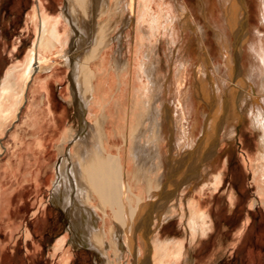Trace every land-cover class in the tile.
Masks as SVG:
<instances>
[{
  "label": "bare ground",
  "instance_id": "6f19581e",
  "mask_svg": "<svg viewBox=\"0 0 264 264\" xmlns=\"http://www.w3.org/2000/svg\"><path fill=\"white\" fill-rule=\"evenodd\" d=\"M161 1L164 0H141L138 3L137 0H114L112 4V0H71L74 8L71 7L70 9L75 20L72 19L68 11L62 12V14L60 12L57 16L44 15L43 19L41 18L39 32L28 53L25 66L12 67L5 77L3 88L0 89L1 131L7 117L15 112L14 107L17 106L16 110H18L19 105H22L25 90L28 88L27 84L31 77L43 65H46L48 69L51 68L52 65L48 64L49 54L56 52L58 57L64 60V64L69 66L72 56H65L64 53L69 45V38H72L69 37L71 35L68 30L69 27L65 26L63 28L65 33H61L64 24L62 16L65 17L66 15V17L69 16V25L73 28V32H77L78 38L80 37V43L84 41L81 47L78 43L79 49L76 55L78 60L75 59L76 67H74L76 68V84L80 97L88 103L97 88L95 84L97 74L92 69L91 62L98 58L104 48L112 44L113 40L118 41L121 39V33L114 39L112 37L113 32H116L121 25V31L129 26L134 21V16H136V5H140L141 15L138 22L140 24H137L144 35L143 44L140 42L141 50H138L143 53V58L138 64L134 61L130 63V49H125L124 52L122 48H118L114 51L116 54L114 53L112 56L113 62L111 64L118 78V93L116 94L121 95V97L126 96L127 92L129 93L125 79L126 74L142 82L143 88L139 103L132 105L129 111L125 110L124 124H121L119 128L114 126L115 132L113 134L109 131L112 119L106 110L107 108H105L103 113L95 117L91 123L87 122L84 132L80 135L81 137L75 139L80 127L78 128L76 125L68 127L67 125V128L63 130L57 140L59 152H63L69 142H71L73 148L70 158L67 156L66 158L73 167L72 174L73 179L76 181L74 185L77 190L75 196H78L79 201L82 203L79 208L74 204L76 209L72 212L78 222L76 232L78 231L81 234V238L86 240V243L94 246L99 251L103 250L104 252V248L108 249L109 244L116 251L118 250L116 255L122 257L124 251L120 253L121 248H119L118 237V232H120L125 238L129 254L131 253L134 256L133 264H153L158 258L163 259L166 252L170 258L172 256L177 258L180 254L184 255L181 246L175 245L174 248L172 247V243L176 242L177 244L179 242L176 239H166L162 242L160 237L157 236L152 237L151 241L154 232V229H151L153 219L159 221L168 219L174 216L176 210L180 207V203L173 202V199L166 202V204L164 202L159 204L160 197L164 189L168 188L170 182L172 183V180L177 182L178 187L182 185L179 190L177 189L178 195L179 192L182 194L189 184L194 185V182H190L191 180H199L201 167L216 153L218 137L221 136L222 132L228 129L232 130L228 119L232 115L231 107L237 101H240L242 112L245 111L252 128L259 134V149L256 155L258 162L257 176H255V179L259 184L261 183L259 185L261 200L258 201L264 204V34L259 33L264 29V0H252L259 20V25L253 28L248 24V9L250 7L246 6V0H218L219 7L215 5L214 0H197L196 5L170 0L167 7L161 6L163 3ZM121 5H123L122 10L120 9ZM119 12H121L120 17L117 16L116 20H111ZM103 14L108 15V19L98 20ZM198 19L203 20L202 24ZM206 24L216 34L215 38L220 49L214 51L213 48L203 46L202 53L194 57L195 40L197 38L200 40L201 37L203 40ZM164 30L168 32L167 35H164L166 39L162 36ZM90 33L91 35H89ZM162 45L164 56L161 54ZM176 61H179V65L183 69L186 70L190 67L192 72L194 70L197 72L196 79H194L196 81L193 84L195 89L201 87V80L205 79V72L209 76L207 80L214 85V89H217V85L212 82L216 64H218L216 66L218 68L223 67L225 70L224 76L227 79L224 97L222 98L220 92L216 90L208 107L209 117L207 119L216 118L213 124L214 129L211 132L207 131L201 139H197V144L192 151L185 150L177 158L166 156L164 149H162L164 147L162 146L164 142L163 135L168 134L172 140V149L176 148L178 150L181 146L188 147L191 144L187 135L190 132L193 134L198 132L202 124L199 109L194 110L192 121L187 125L188 118L186 115L169 113L166 108L165 96L167 97V93L171 91V88L167 85L172 80ZM235 64H237V73L234 79L232 68L234 69ZM164 65L170 70V72L167 70L169 73H163ZM178 70V74H180L182 69L178 68ZM186 72L188 73V71ZM185 75L187 74L185 73ZM184 82H188L187 76H184L183 79L179 78L178 83H176L177 92H180L179 89L183 88ZM45 85V82L37 81L33 86L31 99L24 116L25 123L39 125L37 116L41 109L39 110L36 107V104L38 105L37 94L46 89ZM172 85L174 84L172 83ZM230 90L233 92L229 93ZM13 93L16 94L15 102L8 104L7 100L13 97L11 95ZM192 95V98L188 101L189 103H195L193 101L195 93H192ZM63 100L68 105L73 103L70 97L63 96ZM181 104L176 105L177 109H180ZM105 106H107L106 103ZM217 112L221 114L218 115ZM164 114L168 118L166 121L167 128L165 129L161 121ZM243 118L245 120L244 115ZM178 123H180V128ZM123 128L125 129L122 137L124 144L121 146L115 143V138L123 131ZM177 130L180 132L176 137ZM34 151L37 150L32 149V154L35 155ZM20 155L15 157L12 154L11 159L3 166V172L1 173L4 176H10V178L17 176L18 163H21ZM34 159L37 160L38 157L34 156ZM60 160L61 162L58 161L60 165L57 167L61 178L57 183L55 193H57V196L59 192L62 193V198L58 199L57 196L55 198L63 206H66L69 202L68 197L72 187L69 185L71 183L68 182V179L63 176L66 173L64 169L68 163L62 159ZM211 164L208 163L206 166L208 167ZM69 171L71 172V170ZM210 174L209 168L207 177L211 183L216 184L221 181L220 175L215 174L213 176ZM3 195V189L0 188V198ZM89 199L96 204L93 205L94 207L90 206ZM96 208L99 209L98 213ZM94 217L99 220H94ZM208 218L209 213L198 205L197 210L191 214L188 225V229L192 230L193 236L206 233L207 229L211 228ZM83 222L85 229L79 228V223ZM114 234H116L115 237H113ZM138 235L141 237L142 245L137 243ZM65 240L66 238H62L58 241L57 248L63 247L66 243ZM171 248L173 251L169 253L168 250ZM160 261L163 264H170V261Z\"/></svg>",
  "mask_w": 264,
  "mask_h": 264
},
{
  "label": "rangeland",
  "instance_id": "374dc122",
  "mask_svg": "<svg viewBox=\"0 0 264 264\" xmlns=\"http://www.w3.org/2000/svg\"><path fill=\"white\" fill-rule=\"evenodd\" d=\"M140 1L141 0H137V3ZM164 1H161L163 2L161 6L164 5V7H167L170 0ZM196 1L197 0H178L177 2H186L188 4L196 5ZM214 1L215 5L219 7L218 0ZM113 2L114 0H112L111 3L113 4ZM252 3V0H246V6H248V8L250 7L248 9V24L253 28L254 26L259 25V20L257 19V10ZM137 6L138 5H136L137 17L134 16V21H132V23L124 30L121 31V25L116 32H113L112 37L114 39L120 33L122 35L121 39L118 41L113 40L112 44L104 48L99 57L91 62V67L97 74V82L95 83L97 88L94 90L92 98L88 103L81 99L76 84L77 76L75 75V59L78 60V56L76 55L79 49L78 43H80V37L78 38L77 32H73V28L69 25V16L66 17L65 15L66 18L62 16L64 24L62 25L61 33H65L63 32L65 26H67V28L69 27L68 30L71 34L69 37L72 38H69V45L64 52L66 54L65 56H72V60L70 59L69 61V66L64 64V60L58 57L56 52V54H49L51 60L49 59L48 64L52 65L51 68L48 69L46 65H43V67L31 77L27 84L28 88L25 90V102L23 101L22 105H19L18 110H16L17 106L14 107L15 112L7 117V121L4 123V126L0 131V188H2L4 192L3 197L0 198V264L134 263V256L131 253L129 254L125 238L120 232H118L119 248H121L120 253L121 251H124V256L122 257L120 255L117 256L116 252L118 250L116 251L114 247H111L109 244L108 249L104 248L103 252V250L99 251L94 246L86 243L87 241L80 237L81 234H79L78 231L75 232V228L74 232L76 234L68 232L67 228H69L70 222L66 218L67 213L60 209L62 211L61 213L57 210V206H55V210L50 215L49 219V215L47 216L45 209L39 211L38 215L32 217L33 208L39 207L38 209H42L43 206L45 208L46 205H42L41 202H43L46 196H49L50 194L48 190L51 186V179L53 177L51 164L54 162L58 150L56 145H53V142L47 151L52 152L46 157L49 159V163L46 164L42 170V172L44 170H50V172L47 171L46 176L43 172V178L41 181H34L31 179L25 180L23 175L25 172V166L21 172L19 171L20 176L17 175L13 178H10V176L6 177L1 172H3V166L8 163L9 159H11L12 154L14 156L15 150L20 144L22 143L25 145L27 142L35 138L31 129L24 122V116L31 99L32 88L37 81H43L46 84V89L42 90L40 93L38 92L37 101L40 108L43 107V109H46L44 107L49 105L53 107V111L47 109L50 113H48V115L51 117H49V121L55 119L54 123L58 126V134L65 130L67 125L68 127L76 125V127L79 128L81 126V128L80 134L79 130L77 131V137H75V139L81 137L80 135L84 132L87 122L91 123L95 117L103 113L105 108H107L106 110L109 112L112 119V123L109 125V131L112 134L115 132L114 126L119 128L121 124H124L125 110L129 111L132 105L139 103L143 84L138 79H134L131 75L126 74L127 76L125 79L129 93L127 92V94H125L126 96L123 97L116 94L118 93V78L111 64L113 62L112 56L115 53L114 51L118 48H122L124 52L125 49H130V63L134 61L138 64L141 62V58H143V53L141 51L139 52V50H141L140 42L143 44L144 32L139 30L140 27L138 24L140 23L138 22L141 15V8L140 5ZM71 7L74 8L71 0H0V89L3 88L5 77L12 67L25 66L28 53L38 35L41 21L43 19L42 17L46 14L57 16L60 12L62 14V12L68 11L69 15L74 19L75 17L71 14ZM122 7L123 5L120 6L121 10ZM120 13L121 12L114 15L113 18L110 17L112 18L111 20H116L117 16L120 17ZM104 19H108V15L103 14L98 20L102 21ZM198 21H201V24L203 22L202 19H198ZM166 25L168 24L166 23ZM205 28L206 31L204 32L203 40L202 37L200 40L198 38L195 40V49L193 50L194 57H197L202 53L203 46H205V48H213L214 51L220 49L215 38L216 34L210 29L208 24H206ZM163 33L162 36L166 39L164 35H167L168 32L164 30ZM259 33L264 34V29ZM89 35H91V33ZM83 42L84 41H81L80 47ZM161 48V54L164 56L163 45ZM164 66L163 73H169L170 70L166 68V65ZM216 66H218V64L214 66L212 82L217 85V89H214V85L207 80L209 76L206 72L204 73L205 79H203V81L201 80V87L195 89L193 84L196 81L194 79H196L197 72L195 70V72H192L190 67L186 70L185 68L183 69V67L179 65V61H176L174 74L171 78L172 80L167 85L171 88V91L167 93V97L165 96L164 102L166 108L169 113H176V115L179 114L182 116L186 115L188 118L187 125L192 121L191 118H193L194 110L199 109L202 127L195 134L190 132V134L187 135L189 142H191L188 147L181 146L178 150L176 148L172 149V140L169 135H163L164 142L162 146L164 147L162 149H164L167 157L177 158V156H181L185 150L192 151L197 144V139H201L207 131L211 132L214 129L213 124L215 123L216 118L211 117L210 119H207L209 117L208 107L212 102L211 98L213 94L215 95L216 90L220 92L222 98L224 97L227 84V79L224 76L225 70L223 67L218 68ZM178 68L182 69L180 71L181 75L178 74ZM232 70L233 78L235 79L237 64L234 65V69L232 68ZM186 71H188V73ZM185 73L187 75H185ZM70 74L71 77L73 76L72 78L75 82V90L70 81L71 77L69 78ZM176 76L180 79L187 76L188 81L186 83L184 82L185 84L182 89H179V93L177 92L178 88L176 86L179 78ZM172 83L174 85H172ZM232 90L234 91V89ZM74 91H77L78 101H74ZM233 91L230 90L228 92L232 93ZM192 93H195L193 100L195 103L188 102L193 96ZM11 95H13V97H10L11 99L7 100L8 104L15 102L16 94L13 93ZM63 96L66 98H72V105L66 104L63 100ZM239 102L240 101L234 102L232 105V115L230 119H228L233 131L228 129L225 132H222L221 136L218 137L216 153L201 167L199 180H191L190 182H194V185L189 184L183 190L182 194L179 192V195L177 192L182 185L178 187L177 182L173 180L172 183L170 182L168 185V188H166L167 190L164 189L159 204H163V202L166 204V202L173 199V202L177 201L180 203V207L176 210L175 215L165 219L166 221L153 219V226L151 229H154V232L152 233L151 241L157 236L160 237L162 242L166 239H176V241L179 242L177 244L176 242L172 243L171 245L173 248L175 245L181 246L182 250H184V255L180 254L177 258L174 256L170 258L166 252L163 259L158 258L153 264H163L160 260H164L165 262L170 261V264H264V204H262L261 201H258L261 200V188L259 186L261 183L259 184L255 179V176H257L256 169L258 162L256 155L259 149V134L252 128L249 122V117L245 114V111L242 112L241 104ZM105 103L107 106H105ZM178 104H181L180 109H177ZM188 105L190 109H187ZM202 113L205 116H203ZM217 114L219 115L221 113L217 112ZM241 114L245 116V120ZM167 119L166 114L161 117L164 129L167 128ZM234 120L236 121L233 122ZM179 124L180 123H178V125ZM180 127L181 126L179 125V128ZM124 131L125 129L123 128V131H121L122 133L120 132L115 138V143L121 146L124 144V140L122 139ZM176 132L175 136L177 137L179 134L178 132L180 131L177 130ZM57 140L58 139H56V141ZM70 145L71 144L67 146V149L70 148V152L67 155L68 158H70L71 150H73ZM174 150L175 152H173ZM113 151L115 152V150ZM65 152L66 147L63 152L58 151V154L61 155L60 159L67 161L66 163H68L64 169L68 174L66 175V173H63V176H65L68 179V182L71 183L69 184L72 187L71 192L74 191L75 195H77L76 186L74 185V182L76 181L73 179L72 174L73 167L72 164L69 163L68 158H66ZM59 161L61 162V160ZM60 162H57L56 166L59 167ZM208 163H213L208 166L211 174L213 176L215 174L218 176L220 175L219 177L221 178V181L216 183L217 185L211 183L207 177V171L209 168L206 165ZM58 167L56 169L58 180H53L54 188L52 189L53 191L51 192L49 201L61 203L55 198L57 196V193H55L57 183H59L61 178ZM69 170H71V172ZM34 184H37V186ZM71 192L69 195L70 198L68 197L69 205H71L73 198L76 199L75 205H77L78 208L81 207L82 203L79 201L78 196L74 197ZM68 203L66 206H69ZM89 203L91 207L96 205L91 199H89ZM45 204H47V202H45ZM75 205L73 206L75 208L72 212L76 209ZM198 205L203 207L209 213L208 223L211 228L207 229L206 233L193 236L192 230L188 229V225L191 214L197 210ZM66 206H63L61 203L62 209H66ZM98 212L99 209L97 210V213ZM94 220L97 221L99 219L94 217ZM116 234H114L113 237H115ZM64 236L66 237L65 245L57 248L58 241L62 240ZM108 238L107 241L109 242ZM68 240L71 241L68 242ZM72 242H74V244ZM137 243L138 245H142L140 235L137 237ZM172 251V248L168 250L169 253ZM148 253H150V251H148ZM108 261H111L112 263H109Z\"/></svg>",
  "mask_w": 264,
  "mask_h": 264
},
{
  "label": "crops",
  "instance_id": "0c3cea01",
  "mask_svg": "<svg viewBox=\"0 0 264 264\" xmlns=\"http://www.w3.org/2000/svg\"><path fill=\"white\" fill-rule=\"evenodd\" d=\"M44 92V91H43ZM45 95V94H44ZM37 97H38V94H37ZM46 97V95H45ZM36 107L40 110L37 118L39 119V125H33V123H26L27 126L31 129L32 133L35 135V138L29 142H27L25 145H23L22 143L20 144V146L15 150L14 152V155L15 157L18 155L21 156V163H18L19 164V171L21 172L24 168V179L25 180H34V181H41L42 178H43V172L46 176V173L47 171L50 172V170H47V171H43V167L49 163V159L46 158L48 157L49 153H52V152H47L48 149L51 147L52 145V142H53V145L55 144L56 147H57V141L56 139H58L60 136H61V133L63 131H61V133L58 134L59 131H57V128L58 126L54 123V120L52 121H49L50 120V116L48 115V111L47 109H50L53 111V107L52 106H47V107H44L46 109H42L40 108V105L38 103V105L36 104ZM45 110V111H43ZM42 111V112H41ZM48 112V113H47ZM47 115H46V114ZM47 116V117H46ZM48 118V119H47ZM44 121V122H43ZM81 128V126H80ZM80 128H79V134H80ZM43 129V130H42ZM71 144V143H68V145ZM67 145V146H68ZM72 145V144H71ZM70 145V146H71ZM67 146H66V156L69 154L70 152V148L67 149ZM32 149L33 150H37V151H34L36 154H32ZM22 150V151H21ZM39 151V152H38ZM20 154H19V153ZM34 156H37L38 159L35 160L34 159ZM59 158V159H58ZM61 158V155L58 154V150H57V153L55 155V160L54 162L51 164V172H52V179H51V186L49 188V196H46L45 200L43 202H41L42 205H46L45 208L43 206V208L40 210L38 209L39 207H35L33 208V211H32V217L35 216V215H38L39 211H42L43 209L46 210L47 212V216H48V219L50 218V215L53 213V211L55 210V206H57V210H59L61 213L63 211H66L65 213H67V220L70 222V226L69 228H67V231L68 232H72V233H75V229L78 227V222L77 220L72 216L71 212H72V208L76 202V199H73L72 198V203L70 206H68L66 209H62L61 208V203H58V202H55V201H49V198L51 196V192L53 191L52 189L54 188V185H53V180H58L57 178V162L60 160ZM29 159V160H28ZM28 160V161H27ZM40 162V163H39ZM42 162V163H41ZM35 163V164H34ZM37 163H38V166H37ZM21 165V166H20ZM28 165V166H27ZM31 166H33L32 168H30ZM29 167V168H28ZM19 171L17 172V175H19ZM38 172V173H37ZM20 176V175H19ZM23 180V179H22ZM38 184V183H37ZM37 184H34L37 186ZM59 195L57 196L58 199H61L62 198V193H58ZM72 195H74L75 197V192L72 191ZM45 202H47V204H45ZM58 203V204H57ZM59 207V208H58ZM38 209V210H37ZM61 209V210H60ZM35 213V214H34ZM47 219V220H48ZM75 222V223H74ZM77 222V223H76ZM72 225V226H71ZM75 228V229H74ZM79 228H82V229H85V224L84 222L83 223H79ZM19 230V228H18ZM77 230V229H76ZM75 231V232H74ZM76 234V233H75ZM81 237V236H80ZM63 238H66L65 236ZM68 241H71V240H68ZM76 242V241H75ZM74 244V242H72Z\"/></svg>",
  "mask_w": 264,
  "mask_h": 264
},
{
  "label": "water",
  "instance_id": "95a60500",
  "mask_svg": "<svg viewBox=\"0 0 264 264\" xmlns=\"http://www.w3.org/2000/svg\"><path fill=\"white\" fill-rule=\"evenodd\" d=\"M70 77H71V74H70L69 78H70ZM70 81H71V83H72V85H73V88H74V86H75V82H74V80L71 78ZM74 90H75V88H74ZM74 97H75L74 101H78L77 91H74Z\"/></svg>",
  "mask_w": 264,
  "mask_h": 264
}]
</instances>
